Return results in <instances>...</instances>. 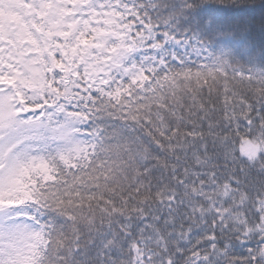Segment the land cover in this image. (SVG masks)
<instances>
[{
  "label": "snow or ice",
  "instance_id": "6c2138e0",
  "mask_svg": "<svg viewBox=\"0 0 264 264\" xmlns=\"http://www.w3.org/2000/svg\"><path fill=\"white\" fill-rule=\"evenodd\" d=\"M159 6L0 0V264H264V73Z\"/></svg>",
  "mask_w": 264,
  "mask_h": 264
},
{
  "label": "trees",
  "instance_id": "16d2710c",
  "mask_svg": "<svg viewBox=\"0 0 264 264\" xmlns=\"http://www.w3.org/2000/svg\"><path fill=\"white\" fill-rule=\"evenodd\" d=\"M182 2L160 0L156 13L163 21L176 16L171 28L180 40L200 44L209 57L238 70L264 73V0H195L190 11L177 13L174 5Z\"/></svg>",
  "mask_w": 264,
  "mask_h": 264
}]
</instances>
